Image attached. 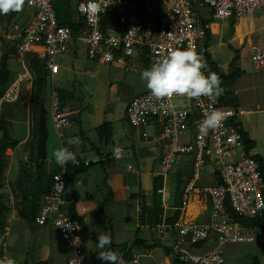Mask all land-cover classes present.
<instances>
[{
  "label": "crops",
  "instance_id": "crops-1",
  "mask_svg": "<svg viewBox=\"0 0 264 264\" xmlns=\"http://www.w3.org/2000/svg\"><path fill=\"white\" fill-rule=\"evenodd\" d=\"M79 1L81 0H53L52 4L57 11L59 10L57 13L60 14L61 21L75 23L79 19L75 10ZM32 16L33 11L25 4L20 12L0 15V67L2 57L5 55V64L9 72V79L4 87L8 86L18 73L26 71L29 74V78L24 82L25 93L21 100L15 104L5 105L0 111V121L7 124L9 135L15 141V146L6 150L8 162L0 189L8 205L5 219L6 232L0 236V251L3 256L13 258H15L13 255L18 253L25 254L23 264H34L44 260L49 264H66L68 253L63 248L59 231L50 222L27 223L19 216L21 203L31 196L37 177L39 113L31 104L35 73L30 62L35 57L45 59V49L40 45H32L29 48L25 54L24 64L18 59V33L23 30ZM241 20L243 19L233 20L234 32L237 26H240L237 25L238 23L235 24V21L240 22ZM213 25L217 26L216 32L213 31ZM14 26H17L19 30L14 31ZM208 27L212 37L220 34V25L217 22H212ZM242 36L244 37V34ZM211 43L212 40L207 49L208 52L212 48ZM223 44L221 41L218 46ZM251 44L253 43L249 41L248 45ZM75 53L76 50L73 51V55ZM62 58L63 56L60 57V63L55 59L59 69L53 73L47 71L45 79L46 84L40 107H44L49 119L53 87H56L58 79H61V71L63 69L69 71V67L62 64ZM212 61L222 74H230L231 61L225 62L229 72L221 68L217 58L212 57ZM151 66L152 64L142 51H137L132 58L127 59L125 65L102 64L103 75L107 76L109 72L112 77L113 75L117 77L109 80V93L114 94L122 89V77L128 74H133L135 78L131 85L124 86H127V91L132 90L136 93L131 95L128 92V98L118 103L113 97L102 95L104 91H100L98 100L101 104L98 105L89 104L90 97L84 99L82 95H77L74 85L73 88L68 87L75 96L81 98V103L70 101L68 104L61 105L63 113L71 120L70 126L60 132L61 137L53 128L56 137L59 138L60 148L67 147L74 152L76 162L82 161L90 164L84 172L77 174L67 183L62 195L64 202L62 210L66 212L68 206L73 205L77 217L82 222L79 237L87 264H107L98 259L97 252L101 250L97 248L96 243L98 235L101 234L109 235L112 240L111 245L104 250L118 254L121 262H124V259L117 246L129 245L136 239L146 244H155L153 248L137 246L132 249V254L139 256L140 264H172L177 257L175 250L201 253L214 245L213 238L192 246L188 243V237H185L184 242L178 243V237L174 231L164 229L162 234L158 232V226L169 223L174 217V220L179 219L187 224L207 223L210 215V200L201 191V187L217 183L219 177L216 168H207L214 165L210 164L202 168H206L203 173L199 171L197 180H193L190 157L184 154L178 155L170 169L164 171L160 160L167 150L169 138L162 134L154 123L145 127L132 126L128 123L125 116L126 106L133 97L143 93L145 85L140 79V74ZM243 71L229 88L236 96L237 107L244 111L243 115L250 112L253 107L260 111L264 110V84L261 85L257 79L260 74L255 75L257 77L255 78L252 75L249 76L252 73H247L244 69ZM261 73L264 74V72ZM247 74L249 77L246 76ZM49 78L50 84L47 87ZM244 78H247L245 84L242 82ZM4 87L0 86V92ZM85 92L88 93V90ZM124 121L128 123L127 128L124 126ZM104 122H109L113 128L112 137L107 142L100 140L96 131V128ZM89 132H94L95 135L91 137ZM48 136L49 134L46 142ZM73 137L79 138V145L68 144V140ZM190 140L189 131H184L179 135L180 142L188 143ZM52 141L55 144V140ZM54 147V145L52 148L46 145V158L43 159L42 169L47 175L63 168L55 163ZM115 147L122 149L120 159L110 156ZM191 183L193 187L189 192H185V187ZM108 193H111L112 199L104 206V199ZM245 229L255 239L247 244H254L253 249L260 254L259 261L264 264V238L260 237L256 240L254 232L251 229ZM14 239V245L23 241V246H13L11 240ZM34 249L37 252H33ZM239 254V252L235 253L237 259L241 258ZM29 256L33 258L30 260ZM249 259H251V264L254 259L258 263L255 256L252 258L249 256ZM232 262L239 264L236 259ZM223 264H228L225 251Z\"/></svg>",
  "mask_w": 264,
  "mask_h": 264
},
{
  "label": "built area",
  "instance_id": "built-area-1",
  "mask_svg": "<svg viewBox=\"0 0 264 264\" xmlns=\"http://www.w3.org/2000/svg\"><path fill=\"white\" fill-rule=\"evenodd\" d=\"M53 0H25V6L33 11L31 20L18 33L17 55L24 64L25 54L32 45L45 49L44 67L49 73L59 69L55 59L65 51L70 42H80L86 47L87 58L95 63L125 65L137 51H142L153 65L175 49L192 48L205 62L201 44L205 29L200 27L195 9L204 6L213 12L215 20H239L252 18L256 9L264 8V0H81L75 10L83 18L84 26L76 33L68 26L59 25L52 4ZM110 12L107 27L103 28L102 16ZM18 31V27H13ZM250 62L254 70L264 72V44L250 46ZM150 68V67H149ZM204 71V70H202ZM208 70L205 71V75ZM20 72L0 95V111L5 105L18 103L23 97L24 82L29 78ZM222 111L225 119L215 131L207 135L199 132L205 114ZM264 123V110L260 111ZM244 111L215 103L208 97L189 100L175 96L158 100L144 86L143 93L127 104L125 116L132 126L156 124L169 138L167 150L160 165L167 171L178 155L190 157L192 179L199 178L201 168L218 165L219 183L205 185L201 191L210 200L209 220L205 224H187L179 219L158 226L174 231L178 243L185 241L192 246L213 238L214 245L201 253L175 250L177 257L188 264H223L227 245L250 243L253 235L232 221L227 207L245 218H264V179L259 163L251 155H244V143L239 116ZM50 119L58 136L70 126L69 117L60 107L57 91L52 90ZM189 131L188 143L179 141V135ZM122 149L115 147L110 156L120 159ZM73 163H77L76 161ZM131 168V166H129ZM69 182L65 167L52 176L50 192L43 196L35 215V223L50 222L59 231L63 248L68 253L66 264H87L79 232L80 223L62 210L63 192ZM193 187H185V192ZM70 225V227H66ZM12 257L5 258L7 264ZM121 264H140L139 256L132 254L130 261Z\"/></svg>",
  "mask_w": 264,
  "mask_h": 264
},
{
  "label": "rangeland",
  "instance_id": "rangeland-1",
  "mask_svg": "<svg viewBox=\"0 0 264 264\" xmlns=\"http://www.w3.org/2000/svg\"><path fill=\"white\" fill-rule=\"evenodd\" d=\"M197 11V12H196ZM196 15L200 17H207L208 16V9L204 6H197L196 7ZM197 19V18H196ZM215 22L220 25V34H216L212 37V48L209 50V53L211 54L214 59L217 58L218 61H220V66L223 68L225 72H229V69L225 66V62L232 61L233 57H238L235 62V67L244 69L249 76L252 75V77L257 78L255 75L260 74L257 79L261 82V85L264 84V74L260 71H256L253 69L251 62H250V47L248 45V42L251 41V43H260L264 44V8L256 9L253 13L252 18L250 19H243L240 22L235 21V24L240 25L237 26L236 32H234V27H232L233 32L231 33V20H214ZM234 23V21H233ZM216 25H213V27ZM217 27V26H216ZM217 31V30H216ZM215 31V32H216ZM231 33V34H230ZM230 34V35H229ZM239 34V35H237ZM244 34V37L242 36ZM228 35V36H227ZM224 39L222 40V38ZM223 41L222 46H218L219 43ZM226 43V44H225ZM76 45V47H75ZM229 45H232L233 49H229ZM202 49V48H201ZM76 50V53L73 55V51ZM63 58L62 64L69 67V71L66 69H63L61 71V79H58L56 85L58 86H66L69 88H73L76 91L77 95H82L84 99L86 97H90V100L88 101L89 104H98L100 105L101 102L98 100V97L100 96L99 92L104 91V94L102 95H109L115 99V102L120 103L123 99L128 98V92L133 95L136 92L134 91H127V86L124 85H131L133 82V74H128L125 77H122V89H119L116 91V93L112 94L108 92V84L110 83L109 80L112 78L116 79L117 77L115 75H109V72L107 73V76L103 75L102 71V64L95 63L87 58L86 55V47L80 42H70L68 45L65 46V51L61 54L60 57ZM60 57L59 55L56 57V60L60 63ZM238 61V62H237ZM217 62V61H216ZM224 63V65H223ZM96 64V65H95ZM110 70V69H109ZM232 71V68L230 69ZM230 71V72H231ZM76 72V74H74ZM254 73V74H253ZM247 77L248 74L246 75ZM107 80V81H105ZM247 78L243 79V83H246ZM50 84V78L47 81V87H49ZM106 86V88H104ZM106 89V90H105ZM88 90V93L85 91ZM80 92V93H79ZM87 95V96H86ZM243 95H245L243 93ZM108 99L106 98V101ZM48 102V101H47ZM84 102V101H83ZM82 102V103H83ZM47 104V103H46ZM115 106V103L113 107ZM120 109V107H119ZM120 113V112H118ZM242 128L249 134L250 138L256 142V146L254 149L250 151L251 155L259 154L264 156V123L263 118L260 110L253 107L250 112L246 113L245 115L239 116ZM53 125H51V120L46 115V128L47 132L49 134L48 140L46 142L47 146L54 145V151L58 150L59 147V138L56 137ZM124 126L127 128L128 123L127 121H124ZM72 127V126H71ZM116 130V129H115ZM89 136L95 135L94 132H89ZM52 140H55V144ZM58 145V147L56 146ZM204 168V167H203ZM208 169H218V165L214 164L211 167H207ZM202 169V168H201ZM200 169V172H204L206 169ZM253 232V231H252ZM16 234V233H15ZM256 240L260 238L259 234L257 232L253 233ZM16 236V235H15ZM15 239L12 241L11 244L13 246H23V241H20L19 244L14 245ZM252 243V242H251ZM230 246V247H229ZM254 244H247V243H237V244H229L225 248V254L228 259V264H233V260L236 259L239 264H251V259H249V256L256 257L258 263L255 264H261L260 263V254L253 249ZM23 250H26L25 248H22ZM33 252H37L36 249H34ZM239 252L241 258L237 259L235 257V253ZM15 256V264H23L22 260L25 257V254L18 253ZM30 260L33 258L32 256H29ZM34 260V259H33Z\"/></svg>",
  "mask_w": 264,
  "mask_h": 264
},
{
  "label": "trees",
  "instance_id": "trees-1",
  "mask_svg": "<svg viewBox=\"0 0 264 264\" xmlns=\"http://www.w3.org/2000/svg\"><path fill=\"white\" fill-rule=\"evenodd\" d=\"M54 8V7H53ZM54 11L56 13L57 22L59 25L68 26L73 32H77L81 27L84 26L83 18L79 16V19L77 22H71V23H65L60 20V14L57 13V11L54 8ZM196 11V9H195ZM197 12V11H196ZM110 12H108V16L104 15L102 16L103 21V28L107 27V23L110 19ZM197 22L200 27H203L205 29V38L201 44V48L203 50L202 55L204 57L205 63L207 65V70L213 73H216L220 79L222 80L221 87L223 88V94L218 98L221 105L229 106L233 108H237L238 102L236 99L235 94L229 89L236 79L244 72L243 70L235 67L234 62L237 60V56L233 57L232 61L230 62V67L232 68V71L228 75H224L219 71L218 66L212 61V57L210 53L208 52V47L210 45V42L212 40V34L210 32V29L208 25H210L212 22H214L213 18V12L210 10L208 11V16L206 18L200 17L196 15ZM111 20V19H110ZM231 25H233V19H231ZM233 32L232 26H231V33ZM230 33V34H231ZM229 34V35H230ZM228 36V35H227ZM229 49H233L232 45H229ZM6 56L3 55L2 57V63L0 67V86L4 87L6 82L9 79V72L6 67ZM31 68L35 73V79L33 81V94L31 99L32 107L35 109L37 113H39L40 104H42L43 99V93L45 88V79L47 76V71L44 67V62L42 59H39L37 57L33 58L30 62ZM7 87V86H6ZM1 90L0 95L3 93L4 89ZM55 90L58 94V99L60 101V107L61 105L68 104L70 101L73 102H79L81 103V98L79 96H75L74 93L68 89L66 86H56ZM80 108V107H79ZM96 131L98 133V137L100 140L107 142L113 134V128L112 125L109 122H104L100 126L96 128ZM243 137V143H244V155L248 156L251 155L250 151L255 148L256 142L252 139H250L249 134L244 131L243 129H240ZM15 146V141L12 140V138L9 135V132L7 130V124L4 121H0V189L2 187L3 179H4V172L7 167L8 158L6 155V150L8 148H11ZM252 158H254L259 163V170L262 178L264 179V156L259 154L251 155ZM42 163L43 160H38L36 162L37 166V177L35 180V183L33 184V189L31 196L28 199H24L21 203V207L19 209V216L22 220H24L27 223H35V215L37 214L43 196L47 195L50 192L51 184H52V176L54 173L58 171H54L50 174H45L42 169ZM96 163V162H94ZM93 163V164H94ZM90 164H86L82 161H79L77 163H73L69 161L65 165V172L68 177V180L70 181L74 176L77 174L84 172L87 167ZM220 182V178H218L217 183ZM112 199L111 193H108L107 197L104 199V206L109 203V201ZM228 214L232 221L239 224L240 226L244 228L251 229L253 232H257L260 237L264 238V218L261 217H255V218H245L242 216H239L235 214L233 211L230 210L229 207H227ZM8 212V205L6 203L5 197L0 193V236L4 235L6 232V215ZM67 215H69L71 218L76 219L80 225L82 224L79 217H77L73 205L68 206L66 209ZM175 219H170L169 222H172ZM199 245V244H198ZM137 246H144L148 248H153L156 245L155 244H146L140 241L139 239H136L129 245H119L117 246L120 249V253L124 261H130L132 258V249H134ZM197 246V245H196ZM3 253L0 251V258L2 257ZM256 263V260H253V264ZM34 264H49L48 261H39ZM172 264H188L178 257L175 258Z\"/></svg>",
  "mask_w": 264,
  "mask_h": 264
},
{
  "label": "clouds",
  "instance_id": "clouds-1",
  "mask_svg": "<svg viewBox=\"0 0 264 264\" xmlns=\"http://www.w3.org/2000/svg\"><path fill=\"white\" fill-rule=\"evenodd\" d=\"M24 4L25 0H0V15L20 12ZM205 71H207V65L194 49H175L156 61L150 68L143 70L140 79L150 94L158 100H165L175 95L186 97L189 100L208 97L215 103L224 91L221 87L222 80L216 73L210 71L205 75ZM224 119L225 114L222 111L213 110L205 114L198 130L207 135L210 130L218 129ZM79 143L78 137L68 140L70 145H79ZM53 156L55 163L60 167H64L69 161L75 162L76 160L74 152L67 147L59 148L53 153ZM66 227H70V225ZM111 243L109 235H98L96 246L101 250L97 252L98 259L107 262V264H121V257L118 254L104 250ZM9 257L2 255L0 264ZM7 264H15V260L9 259Z\"/></svg>",
  "mask_w": 264,
  "mask_h": 264
},
{
  "label": "water",
  "instance_id": "water-1",
  "mask_svg": "<svg viewBox=\"0 0 264 264\" xmlns=\"http://www.w3.org/2000/svg\"><path fill=\"white\" fill-rule=\"evenodd\" d=\"M47 128H46V112L44 107L41 106L38 116V140H37V159L43 160L46 158V139H47Z\"/></svg>",
  "mask_w": 264,
  "mask_h": 264
},
{
  "label": "bare ground",
  "instance_id": "bare-ground-1",
  "mask_svg": "<svg viewBox=\"0 0 264 264\" xmlns=\"http://www.w3.org/2000/svg\"><path fill=\"white\" fill-rule=\"evenodd\" d=\"M216 30H217V27H216V26H214V27H213V31L215 32Z\"/></svg>",
  "mask_w": 264,
  "mask_h": 264
}]
</instances>
